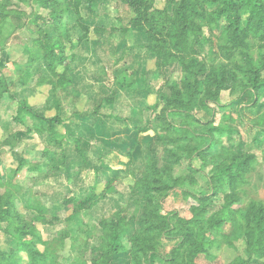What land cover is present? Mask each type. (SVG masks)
Here are the masks:
<instances>
[{
  "label": "rangeland",
  "instance_id": "374dc122",
  "mask_svg": "<svg viewBox=\"0 0 264 264\" xmlns=\"http://www.w3.org/2000/svg\"><path fill=\"white\" fill-rule=\"evenodd\" d=\"M68 1L0 0V208L11 196L20 215L0 220V264H30L13 235L21 230L47 264H264V233L254 230L264 226V87L258 94L248 87L253 77L264 81V25L246 22L245 6L242 28L232 21L227 28L226 18L213 19L224 0H148L161 26L151 50L144 31L129 28L127 5L81 0L90 31L72 51L63 92L38 42L67 46L82 36L72 10L65 11ZM243 1L230 0L235 10ZM90 72L100 78L97 97ZM52 89L63 111L49 105ZM23 101L61 122L17 119ZM98 121L108 124L102 143ZM147 122L149 136L131 133ZM65 128H72L68 140ZM136 138L140 147L128 151L122 141ZM235 155H251L250 166L236 186L219 189L211 178ZM110 179L114 191L89 211L72 214L62 205ZM37 205L53 219L33 220ZM114 233L121 247L111 245ZM186 240L200 249L190 251Z\"/></svg>",
  "mask_w": 264,
  "mask_h": 264
},
{
  "label": "trees",
  "instance_id": "16d2710c",
  "mask_svg": "<svg viewBox=\"0 0 264 264\" xmlns=\"http://www.w3.org/2000/svg\"><path fill=\"white\" fill-rule=\"evenodd\" d=\"M81 0H71L70 2L66 3L65 6V11L68 12L72 10L76 23L78 27L83 31L82 36L78 37L75 41H72L71 39H68L67 43L68 45L66 46L62 42L58 40H54L53 42L45 41V39L39 41V45L44 49V54L42 55L43 59V64L45 67L49 70L51 74L54 75L55 77V85L59 88H66L67 85L70 84L71 82V74H72V67L74 60L76 58V55L72 53V51L75 49L76 44L78 45L81 43L83 40H85L89 34L90 28L87 24H84L81 20V12L79 9V2ZM125 5H127L131 9L132 16L129 19V28H140L144 31L145 37L147 38V41L149 42V45H147L151 50H153L156 47V41H158L161 33V26H158L159 23H157V19L155 16L152 14H149V4L148 0H117ZM230 0H224L223 6L215 12L213 19L220 20L221 18L227 20L226 27L229 28L231 21L233 23V26L235 27L236 30H239L242 28V24L240 21L241 17V10L243 7L248 6V16L246 17V22H253L252 25L255 26L256 28H260L264 25V10L260 7V3L258 0H245L243 1L242 6L238 10H235V8H232ZM182 9H186V6H182ZM178 12V11H177ZM179 13H184V11L179 12ZM58 18L57 15H52L50 16V21H56ZM258 18V19H257ZM256 19L258 22H256ZM47 20V18H46ZM256 22V23H255ZM103 29V28H102ZM96 31H100L101 28L95 29ZM77 47V46H76ZM69 51V54L66 52ZM159 51H157L158 53ZM160 53V52H159ZM53 55L56 56V58H52ZM33 60V59H31ZM33 62V61H32ZM31 62V64H33ZM58 65L62 66L61 71H58ZM26 76L23 77L22 81L23 83H26V78L29 77L28 72H26ZM249 90L252 92H255V94L259 93V90L264 87V81H257V78L253 77L251 79V84L248 86ZM5 92V91H4ZM2 90L0 92V96L3 95L4 93ZM19 118L17 119H22L25 118L26 116H31V117H37V119H40L42 121H46L48 124L51 125V123H57L61 122V119L57 117L56 115L50 118L45 117L43 114H38L36 111L32 110L28 103L26 101L19 102ZM110 118V116H107ZM34 131H42V129H37V127L34 128ZM96 129L99 132V138L102 141L105 139L107 135H109L108 128L105 125V123L98 121L96 125ZM38 131V132H39ZM97 132V133H98ZM131 133H135V135L138 137L139 135L144 137V136H149L151 133V128L149 126V122L144 123V124H139L135 125L134 128L132 129ZM64 134V133H61ZM68 140V137H66ZM128 140V139H127ZM78 144L79 139L74 140ZM139 139H133L131 142L123 140L125 144L130 145V148H128V151H135L140 147L139 144ZM121 142V143H122ZM106 143L109 145L111 144V141H106ZM212 143V142H211ZM210 144V143H209ZM207 144V148L209 149L210 145ZM75 148L74 151H76L78 154L81 153L80 146H74ZM132 151V152H133ZM204 153V152H203ZM207 153V152H206ZM98 154H100L98 152ZM198 154H202V151H199ZM132 161L133 156L131 155V152H128L127 154ZM233 155V154H232ZM202 156V155H201ZM231 159V160H229ZM227 162H225L223 165L217 169L215 174L212 176L211 180L219 189H225L228 186H236L237 183H239V179L241 177L240 172L244 170L245 167H247L252 160L251 155H246L243 158H238L237 155L235 156H229L227 158ZM250 166V165H249ZM248 166V167H249ZM114 181L112 179L107 180L104 183L103 188L99 192H97V185H93L89 188L88 192L82 196H69L65 197L62 201V205L69 208L72 212V214H77V213H82L89 211L92 209L95 205H97L102 199H105L107 195L111 192L114 191ZM14 200V199H13ZM36 215L33 217V220H41V221H48L52 220L53 218L48 219L46 214H47V208L42 206V205H37V206H32L31 207ZM16 204L12 201L11 196H7L4 198V203L0 208V220H8V219H13V221L17 220L19 218L18 212H16ZM16 212V213H14ZM225 219L222 217H219L217 222H222ZM121 222V221H120ZM120 222L114 223V227H119ZM258 223V222H257ZM223 224V223H221ZM125 227L127 229L128 223H125ZM13 231L15 230L20 231L21 229L19 226L12 227ZM256 233L258 236L260 234L264 233V226H258L256 224L255 229ZM124 231V230H123ZM20 234H15L13 233L14 237L17 239L18 243V250L26 252L29 259H30V264H47V259L43 256L44 253L39 252L36 247L34 241H30L26 238L27 233L22 231L19 232ZM117 233V232H116ZM114 233L110 239V243L113 247H121V244L119 242V236ZM197 244V243H196ZM189 248L190 251L193 250H199L200 245L199 243L196 245L192 244L191 241L186 240V244ZM260 251H257L256 254L260 255ZM10 258H12L10 256Z\"/></svg>",
  "mask_w": 264,
  "mask_h": 264
},
{
  "label": "crops",
  "instance_id": "0c3cea01",
  "mask_svg": "<svg viewBox=\"0 0 264 264\" xmlns=\"http://www.w3.org/2000/svg\"><path fill=\"white\" fill-rule=\"evenodd\" d=\"M133 31V30H132ZM75 51H78V49L76 48V50ZM77 54V56L79 55V52H77L76 53ZM83 58V56L81 55V59ZM138 66L140 65V64H137ZM141 66H142V63H141ZM138 68H140V67H138ZM95 75V74H94ZM91 72H90V74H89V77L91 78V77H93L94 79H93V84L92 83H90L89 85H91V88H90V90H93V92H92V96L93 97H97V93H98V89H99V87H98V83H99V76L98 75H96V76H94ZM59 90V89H58ZM63 92H65V90H66V88L64 89H61ZM61 92V91H60ZM58 93L59 92H57V90H54V89H52L50 92H49V96H48V102H49V105L50 106H52V105H54L55 106V109H56V111L59 109V111H63L65 108H62V107H59V105H57L58 103H57V97H58ZM55 98V99H54ZM136 99H138L139 100V98H136ZM56 102V103H55ZM114 103H116L115 101H114ZM113 103V104H114ZM49 106V107H50ZM102 111V110H101ZM43 115H44V112L42 113ZM53 117V116H52ZM84 119V118H83ZM83 119H81L80 120V122L79 123H82V120ZM108 120H110L109 118H108ZM64 122H66V120L64 121ZM103 123H105V122H103ZM67 123H65V125H66ZM70 124V125H69ZM74 125H78L77 123H71V122H69L68 123V127L69 126H74ZM105 125H106V123H105ZM108 125V124H107ZM106 125V126H107ZM65 131H64V133L67 135V131H70V132H72V128L71 129H69L68 130V128H65L64 129ZM77 130L78 129H76L75 130V132H77ZM21 135H23V134H21ZM66 137H68V135L66 136ZM111 142H112V139H111ZM64 144H66V142H64ZM68 144H69V142H68ZM68 147V146H67ZM97 149H100V145L99 146H97ZM73 151V150H72Z\"/></svg>",
  "mask_w": 264,
  "mask_h": 264
}]
</instances>
